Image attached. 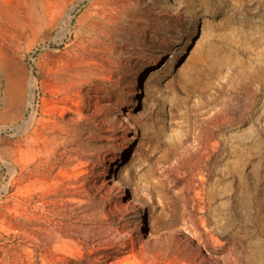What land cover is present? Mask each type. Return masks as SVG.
Returning <instances> with one entry per match:
<instances>
[{
	"label": "rangeland",
	"instance_id": "rangeland-1",
	"mask_svg": "<svg viewBox=\"0 0 264 264\" xmlns=\"http://www.w3.org/2000/svg\"><path fill=\"white\" fill-rule=\"evenodd\" d=\"M0 264H264V0H0Z\"/></svg>",
	"mask_w": 264,
	"mask_h": 264
},
{
	"label": "bare ground",
	"instance_id": "bare-ground-1",
	"mask_svg": "<svg viewBox=\"0 0 264 264\" xmlns=\"http://www.w3.org/2000/svg\"><path fill=\"white\" fill-rule=\"evenodd\" d=\"M119 112H120V110H119ZM130 127H131V126H130ZM113 184H114V182H113ZM117 190H118V194H117V195H118L119 197H122V196H123V194H122V189H120V188L118 189V187H117Z\"/></svg>",
	"mask_w": 264,
	"mask_h": 264
}]
</instances>
